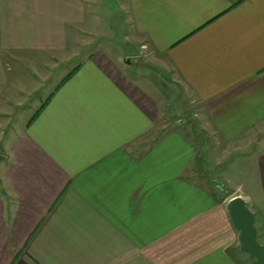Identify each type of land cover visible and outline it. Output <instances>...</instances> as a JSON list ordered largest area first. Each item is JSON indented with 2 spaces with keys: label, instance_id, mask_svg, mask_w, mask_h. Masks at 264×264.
<instances>
[{
  "label": "crops",
  "instance_id": "crops-1",
  "mask_svg": "<svg viewBox=\"0 0 264 264\" xmlns=\"http://www.w3.org/2000/svg\"><path fill=\"white\" fill-rule=\"evenodd\" d=\"M95 4L0 0V264H252L226 203L264 243V0H122V54L91 47ZM201 135L242 153L231 191Z\"/></svg>",
  "mask_w": 264,
  "mask_h": 264
},
{
  "label": "rangeland",
  "instance_id": "rangeland-1",
  "mask_svg": "<svg viewBox=\"0 0 264 264\" xmlns=\"http://www.w3.org/2000/svg\"><path fill=\"white\" fill-rule=\"evenodd\" d=\"M119 2H122V0H104V4H95L93 5V16L90 22L89 30H91L92 34V45L91 47L94 49L95 47H104L109 49V52L113 53H125L129 51V45L126 44V36L128 32L131 30L130 25L127 22V14L124 13L123 10L120 9V5H118ZM131 33V32H130ZM139 43L136 44V49L139 50L136 54H130L127 55L123 61H128V64H132L133 66H136L134 68L143 69L142 64L144 62H148V58H150V52H148V48L145 47L144 49L139 48ZM144 50V51H143ZM131 65V66H132ZM140 67V68H139ZM146 85H148V81H144ZM184 93V92H183ZM179 96L184 98L182 96V93L179 92V95H175L171 100V103L169 105L170 109H166L167 113L165 114V117H168L167 122H175L178 118L180 120H183V118L179 115L177 116L175 113L176 106L174 107L173 104L176 103L177 98L179 99ZM170 100L167 102V104L170 102ZM174 107V108H173ZM29 114V112H28ZM190 114V113H189ZM189 117V116H188ZM192 118V115H190ZM25 119V118H24ZM193 119V118H192ZM13 120L10 124H7V131H9V127L16 125L18 126L21 121ZM163 121H166L164 119H161V122L159 123V126L162 127L164 124ZM178 121V120H177ZM179 122V121H178ZM159 127V128H160ZM158 128V129H159ZM186 133H190L192 136H194L193 130L188 126L186 128ZM202 138H204V141H200V145H203V151H204V158L206 163L210 165L215 166V161L220 162V166H216L217 168L210 170L208 169L207 172L204 173L209 178V187H212V185H217L219 188V191L221 193L229 192L233 189L234 182L237 181L236 175L232 177V180H229L228 178V167H230V163L234 161L235 159L242 156V153L235 152L231 149V146L226 148L227 150L223 151V146L217 145L216 148H214L211 151H208L206 153V149H208L207 145H209L211 142L204 136L201 135ZM203 143V144H202ZM2 144H4L2 142ZM258 144V142H254L253 148ZM218 155V157H217ZM217 157V158H216ZM217 159V160H215ZM212 161V162H210ZM212 163V164H211ZM230 170H233L232 167H230ZM230 173V172H229ZM234 175V173H232ZM213 183V184H211ZM242 185V184H241ZM258 242L261 243V240L257 238ZM249 255V254H248ZM250 256V255H249ZM252 264H256V259L252 257Z\"/></svg>",
  "mask_w": 264,
  "mask_h": 264
},
{
  "label": "water",
  "instance_id": "water-1",
  "mask_svg": "<svg viewBox=\"0 0 264 264\" xmlns=\"http://www.w3.org/2000/svg\"><path fill=\"white\" fill-rule=\"evenodd\" d=\"M226 209L232 223L239 230L240 249L255 258L256 264H264V243H259L257 240V229L254 224L253 212L239 195L228 200Z\"/></svg>",
  "mask_w": 264,
  "mask_h": 264
}]
</instances>
